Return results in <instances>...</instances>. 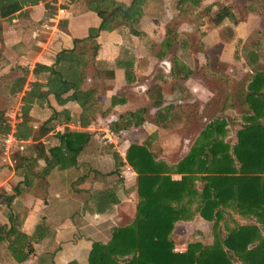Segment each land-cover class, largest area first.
<instances>
[{"label": "trees", "instance_id": "1", "mask_svg": "<svg viewBox=\"0 0 264 264\" xmlns=\"http://www.w3.org/2000/svg\"><path fill=\"white\" fill-rule=\"evenodd\" d=\"M183 1L186 0H178L179 3ZM189 1L190 5L184 10L197 11L195 6L201 0ZM40 2L44 3L46 16L57 8V0H0V19L15 18L26 5ZM84 4L101 19L100 24L91 27L87 37L74 38L71 48L61 49L54 64L38 63L33 72L35 80L28 82L29 70L23 69V75L11 86L12 94L24 92L14 134L21 141L31 138L33 142L28 148L35 153L21 157L28 169L25 181L27 184L36 181L44 189L48 176L56 167L66 169L78 163L92 136L90 131L66 127L56 134L58 143L48 148L43 138L55 129L54 119L61 116L66 122L88 127L99 116H107L111 106L126 102V98L119 95L112 96L110 106L100 102L99 96L105 94L108 87H102L97 81L114 77V71L106 67L108 63L97 60L101 32L126 26L133 34H141L137 28L143 13L141 0H84ZM248 6L246 12H258L264 20V6L260 0L258 4ZM225 8L232 10L231 19L234 18L233 8L226 0L207 5L200 14L217 19ZM61 24L66 25V21ZM262 30L258 28L251 34L255 39L247 40L243 45L253 70L248 77V87L237 93L240 105L247 109L245 122L236 132V141L230 143L227 140V120L218 116L202 128L187 155L176 163L160 159L151 147L157 139L156 134H151L144 143H131L125 159L115 152L116 166L127 163L137 173V213L130 223L114 227L109 240L92 242L87 264H264V67L258 63L264 39ZM177 33L173 24L166 25V36L162 41L165 50L175 47ZM117 62L126 69L127 83H132L134 63L131 60ZM92 65L94 82L87 88ZM193 73L194 69L188 63L173 54L170 65L173 78L185 81ZM50 95L59 106L77 103L80 112L72 116L67 109L54 108L48 119L35 126L31 111L35 105L50 107ZM149 99L151 105L121 114L126 129L142 126L152 106L156 109L155 123L159 127L166 128L176 120L187 119L188 123L184 105L167 104L162 88ZM117 125L112 123L110 129L119 131ZM12 130L11 120L0 107V133L7 135ZM39 160L44 165L36 171ZM174 174H179L180 178H174ZM110 193L108 190L101 193L98 210L112 202L109 196L113 194ZM236 215L250 221L240 224ZM196 217L210 222L212 242L192 241L186 250H176L174 231L177 224ZM9 220V226L0 224V244L6 245L17 262H24L31 257V244L50 235L49 227L44 224L46 217L40 218L31 233L15 225L13 212ZM69 264L81 263L73 260Z\"/></svg>", "mask_w": 264, "mask_h": 264}, {"label": "rangeland", "instance_id": "2", "mask_svg": "<svg viewBox=\"0 0 264 264\" xmlns=\"http://www.w3.org/2000/svg\"><path fill=\"white\" fill-rule=\"evenodd\" d=\"M57 1L60 3V0ZM62 1L63 3L61 5L64 6L71 4L70 2L73 1L81 2L83 7L79 6V4H74L77 12L86 8L84 0ZM153 1L155 6L151 5V8L148 7L149 9H147V6L145 5L143 8L142 16L137 25V28L141 32L140 35L133 34L126 26L120 29L117 34L121 43L120 45L118 42L120 50H122V56L125 55V53H123L124 51L127 50L130 54L132 49H136L138 54H142L141 52H144V54L147 53L149 57L145 55H140L139 57L138 76H140V80L137 86H126L124 89H121V91H118L116 95H128L133 103L140 104V101H138V99H140L142 104L151 105L149 96H147L148 94L151 95L156 90L161 88L166 90V88H170L174 83L180 82V85L181 83L184 85L186 82H196L211 91L208 90L209 93L208 91L206 92L208 93L207 96L200 97V99L196 95H193L190 90L179 92L175 89L178 95L166 93L165 97L168 103L174 102L180 97L184 100L183 105L189 119L187 124V119L186 121L176 120L169 123L166 128L159 127L155 123L156 110L152 106L151 112L147 115L146 122L142 126L128 129V131L124 133L116 131V137L113 136L111 142L109 138L106 137V130H110L112 123L108 122V120H99L96 122V128L89 130L92 135L91 140L84 148V150L86 148L87 150L97 149V151L102 154V157L100 158L101 164L98 166L91 165V168L96 171L95 174H101L100 184H96L94 188H108L111 187L110 185H113V181L119 180L121 185L118 186V184H116V186L121 197L119 205L120 213L113 217H93L89 219V222L85 218L81 219L76 217L73 229L64 228L60 229V232L57 230H55V232H50V235L45 238V244L41 245L39 248L35 245V243H32L30 247L31 255L34 256L35 251H37V253L40 251V254L43 257V262H41V264L49 263L50 258H53L52 260L55 264H68L73 257L72 254H74V251L65 249L69 246L68 244L71 243V245H73L74 242H77L78 238H81L80 240H86L85 243L87 244H91L95 240L107 241L109 240L114 227L128 224L135 218L137 213L136 206L138 202L137 176H130V174L127 173L130 171L127 163L119 167L116 166L114 157L115 152L119 153V151H122L125 153L127 150L126 148H128L131 143H144L151 134H156L157 139L152 143L151 147L155 150L156 154L159 155L160 159L166 160L170 163H176L187 155L202 128L216 117L224 116L226 118L228 129L227 140L230 143H234L236 141V132L245 122L244 116L247 107L239 105V101H237V93L243 88H239L240 86L244 84L247 85L250 71H252L253 68L247 62L246 55L243 51V41L249 36V34L254 33L258 28H262V32L264 33V20H261L259 25L258 22L254 24V22L248 21L246 25L239 27L237 32V30H233L231 26H220L225 19H231L232 10L230 9L225 8L222 12H220V10L219 17L217 16V19L216 17L202 16L200 14V11L203 8L214 3L210 2V0H201L198 6H195L198 10L191 12L184 10V8L190 5L189 0L183 1L182 3H179L178 0ZM216 1L220 3L223 1L224 3L225 0ZM226 2H229L231 8H233L234 18H232V20L234 23H238L246 16L247 13L245 11V7L248 5L258 4V0H250V2L248 0H226ZM39 5L41 6V11L40 14L36 16L37 23L39 20L43 19L42 15L45 13L43 2H40ZM55 14H53V18H56ZM254 14L258 17V13ZM50 17L51 16L48 15L46 24H56L57 22L53 19L50 20ZM220 17H222L221 20H219ZM152 18H154V20H152ZM168 23L173 24L178 31L176 35L177 43L173 49L165 50L162 46V41L166 36V25ZM10 26L11 24H7L6 26L5 20V32L2 36H0V56L2 57H0V107L5 109L8 118L13 124H16L19 120L18 115L20 114L19 100L21 93L13 95L10 84L11 81L13 82L17 78V76L23 75V69H21L20 66V71L11 72L10 70L11 67L18 63V59L15 61V58L10 59L8 58L9 54L6 55V50H8L6 47L13 45L12 41H14L11 39V44H8L7 46L6 28L8 30ZM62 26V28L60 26L52 30L51 28L49 29L43 27L45 30L43 32H38L40 34L44 33L46 36H50L52 32L51 35L54 42L53 44L51 42V45H49L50 47L52 46V51L59 49L68 39L67 35L63 33L66 32V29L63 31L62 29L64 28V25ZM215 30L219 34V37L216 36V39H214V36L212 38V32ZM108 32L110 33L112 31H104L106 34ZM32 33L33 29L28 31V35H33ZM218 39H220V41L217 42ZM250 39L254 40L255 37H251L250 35L247 40ZM261 42L262 49L258 63L261 67H264V39ZM18 46L19 43H16L13 50L17 51V49H22V47ZM12 47L8 48L10 49ZM134 53H131V55L134 56ZM173 54H177L183 61L188 63L194 69L192 76L185 81H180L170 75V65ZM8 63H10V65ZM115 66L124 68V65H119L117 61ZM94 73L95 71L92 65L89 67V79L86 86H91L93 84L94 80L92 79V75ZM113 78L99 79L97 82L102 87H106L107 85L110 86L114 82L112 80ZM138 91H141V93L139 94ZM102 96L103 95H100L99 98L107 100L108 96ZM226 106L227 108L225 109ZM44 108H46L44 111L41 109L38 111L39 118L38 116H33V123L35 125H38L40 120H46L50 117L54 109V107L51 105L49 107L47 104ZM47 108L50 109V111ZM223 109L225 110L223 111ZM76 115L77 114H75V116ZM59 119L60 120L56 122V125H58L60 121H65L64 117H60ZM76 126L72 124L69 128L77 130ZM57 139L58 137L56 132H54L46 135L43 138V141H46V146L49 148L55 145V140ZM32 142L33 140L27 143L24 142L25 144L23 145H25L26 150ZM17 150L19 151L13 153L12 156L13 159L19 163L21 157L26 154L24 153V150L21 151L20 148ZM83 151L79 156L78 163L76 164L79 166L75 165L77 170H72L75 173L72 172L70 176L71 182L65 178L63 179L64 181L61 180V184L57 185H62L64 189L69 186L80 189L85 187L93 188L97 179L94 181L93 173L90 170L88 171V178L91 179L90 185L86 183L80 185L78 180L79 178L74 179L75 177H78L79 174L86 171V169H81V163L83 162L85 156V152ZM92 159L93 158L90 160ZM43 165L44 162H42L41 167H43ZM66 169L61 170L65 173ZM55 179L57 180V177H55ZM92 181H94L93 184ZM39 188H41V190L39 191L38 196L44 201V199H46L45 196H47V194L45 195L47 189H44L41 185ZM64 193L66 194V191ZM87 196L88 195L83 194V192H78L77 199L79 200L75 201L83 200V198H87ZM59 204L63 207V209H68L70 212H76L79 209L72 207L71 204V207L65 203L61 204L59 202ZM14 205L17 206V203ZM6 207H8L7 203ZM58 207L59 205L57 208ZM235 219L240 224H245L250 221L238 215L235 216ZM36 220L40 221V219ZM84 221L85 223H90V227L89 229L85 228L82 231L79 227ZM46 223L47 221L44 222L45 225ZM234 224L235 223L233 222L232 225ZM174 237L176 239V250L178 251L186 250L187 244L192 241L210 243L213 240L211 224L200 217H196L194 220L189 222H180L175 228ZM0 248L3 247L0 246ZM63 248L65 250H63ZM86 250L87 248L85 246L83 252L80 253L81 264H87Z\"/></svg>", "mask_w": 264, "mask_h": 264}, {"label": "crops", "instance_id": "3", "mask_svg": "<svg viewBox=\"0 0 264 264\" xmlns=\"http://www.w3.org/2000/svg\"><path fill=\"white\" fill-rule=\"evenodd\" d=\"M215 1L216 0H210V2H212V3ZM248 1L250 2V0H248ZM260 1L264 6V0H260ZM62 3H63V1L60 0V3L56 4L57 8H55L54 12L50 15L51 16L50 20H52V19L55 20V22H57L56 24H49V25L46 24L47 20H48V16H46V10H44L45 13H44V15H42L43 19L39 20L37 23L36 16L39 15L40 11H41V6L39 5V3L35 4V5H31V4L26 5L25 8L22 10V12H20L15 18L5 19L6 20V26H7V24H11V26L9 27L8 30L6 28L7 46H8V44H11V41H10L11 39L14 40V41H12L13 45L8 46V47L13 46L12 48L9 49L8 47H6L8 49V50H6V55L9 54L8 58H10V59L15 58L14 59L15 61H17V59H18V61H17L18 63L15 64L13 67H11L10 70H11V72L20 71L19 70L20 66H21V69L29 70L28 82L35 80V76H34L33 72H34V69L38 63L48 64V65L54 64L55 57L61 49L71 48L73 46L74 38L87 37L89 34V32H88L89 29L91 27H97L100 24L101 19L96 15V13L89 11L86 8L85 9L83 8V10H80L79 12H77V10L75 9V5L79 4V6L83 7L81 2L73 1V2H70L71 4H67L66 6L61 5ZM141 3H142V10L145 7V5L147 6V9L151 8V5L155 6L153 0H141ZM43 5H44V3H43ZM249 6H251V5H249ZM246 13H247L246 16L244 18H242V20H240L238 23H234L232 19L228 18V19H225L221 23L220 26H231L233 30H237V32H238V28L241 27L242 25H246L248 21H252V22H254V24H256L258 22V25L261 23V16L258 14V17H257L254 14V13H258V12L252 11V12H246ZM53 14H55L56 18H53L54 17ZM5 20L0 19V21L2 22V31L0 33V36H2V34L5 32V27H4ZM152 20H154V18H152ZM64 21H66V25H64V28L62 30L65 31L64 29H66V32H63V33H65L67 35L68 39H67V41H65V44L62 45L59 49L52 51L53 50L52 46L51 47L49 46V45H51V42H52V44L54 42L52 35H51L52 32H51L50 36H46V35H44V33L40 34L38 32H43L45 30L44 28H49V29L51 28V30L58 28L60 26L62 28L63 26H62L61 22H64ZM17 27H19V28H17ZM123 27L124 26H122L116 30H113L110 33L108 32L107 34L104 32H101L100 36L98 37V41L101 44V48L98 52L97 60L108 63V65L106 67L108 69H112L114 71V78L112 79L114 82L111 84L112 86L107 85V87H108L107 91L105 92V94H101V95H103L102 97L108 96L107 100H103L102 98L100 99V102L105 106H110L112 96L116 95L118 93V91H121V89H124V87L133 86V85H134V87L137 86V84L139 83V80H140V76H138L139 75L138 74L139 57H140V55L141 56L145 55V56L149 57V55H147V53L144 54V52H141L142 54H138V51H136V49H132V52L130 51V54H129V51L123 50L124 51L123 53H125V55L122 56V54H121L122 50H120V46L118 45V42L120 43L119 36L117 34H118L119 30L122 29ZM31 29H33V33H32L33 35H28V31ZM212 33H213L212 38H213V36H214V39L219 37V34L216 30L213 31ZM251 34H249V36ZM31 36H33V37H31ZM247 38L243 41V45L246 42ZM218 41H220V39H218L217 42ZM16 43H19L18 47H22V49H17V51L13 50L14 47L16 46ZM120 45H121V43H120ZM131 53L132 54L134 53V56L131 55ZM118 60L119 61L120 60L121 61L122 60H131L134 63V66L132 69L133 74H134V81L132 83H127L126 75H125V72H126L125 67L122 68V67H116L115 66V63ZM8 64L10 65V63H8ZM248 83H249V81H248ZM248 83H247V85L244 84V85L240 86L239 88L243 87L244 89H246L248 87ZM28 84H26L25 89L28 88ZM11 86H12V81L10 84V88H11ZM86 87L88 88L89 86H86ZM175 89H177V91H179V92L190 90L192 92V94L199 97V99H200V97L207 96V94L209 93L208 90H210L206 87H203L202 85H199L196 82H186V83H184V85H182V83L180 85V82H179V83L172 84L171 87L166 88V90L164 89L165 96H166V93L171 94V95H176V94L178 95V93L176 92ZM207 91H208V93H206ZM107 92H108V94H107ZM140 93H141V91L139 92V94ZM205 93H206V95H205ZM23 94H24V92H22L20 94L19 110H20L21 100H22ZM13 95H15V94H13ZM119 96L125 97L126 102L124 104H115V105L111 106L110 113L105 117L99 116L97 121L108 120V122H110V123H115L116 125L119 124V128H120L119 132L124 133V132L128 131V129H126L124 126V122L121 119V114L127 110H134V109H137V108L144 106V105H147V104H142L140 99H138V101H140V104L133 103V101L130 100L128 95L127 96L119 95ZM147 96H150V94H148ZM237 96H238V94H237ZM165 99H166V97H165ZM49 100L51 103L50 105L52 107H54L57 110L67 109L71 112L72 116H75V114L80 112V107L75 102H68L65 106H59L53 95L49 96ZM183 101L184 100L181 99V97H180L179 99L175 100L174 102H169V103H175V104H182L183 105ZM237 101H239V96L237 98ZM206 102H208V101H206ZM166 103L168 104L167 101H166ZM239 105H240V102H239ZM44 107L45 106H43V108H42L39 105H35L31 111V115L35 116V117L38 116V118H39L38 111L40 109L44 111L46 109ZM48 110L50 111V109H48ZM5 113H6V111H5ZM60 117L61 116H59V117L57 116L54 119L53 123H55V129L51 133L56 132V134H57L58 132H63L66 127H70V125H72V124L74 126H76V124H77V126H76L77 130H88L89 131V130H92V128H96V122L97 121L90 124L88 127H82L80 124L75 123L73 121H70V122L60 121V123L58 125H56V122L60 120L59 119ZM43 121L44 120H40L38 125H40ZM70 123H72V124H70ZM12 125H13L12 132H14L16 124L12 123ZM38 125H35V126H38ZM5 137H6V134L0 133V224L9 226L10 225L9 215L13 212L15 225L20 230H22L26 233H31L35 229L36 225L38 223H40V221H38L36 219H40L41 218L40 216H45L46 221H47L46 225L49 227L50 232H52V231L55 232V230L60 232V229H64V228L65 229H70V228L73 229V224H74V221H76L75 220L76 217L81 218V219L85 218L89 222V219L93 218V217L94 218H100V217H106V216H109V217L112 216L113 217L116 214L120 213L119 205L121 202V197L119 195V192H118L117 186H116V184H118V186L121 185V182L119 183V180L113 181L114 182L113 185H110L111 187H108V188H105V187L104 188H101V187L100 188H94V186H96V184H100V179H101V174H95L96 171L91 168V165L98 166L101 164L100 158L102 157V154L99 153V151H97V149H92V150L88 149L87 150V148H86L83 151V152H85V156H84L83 162L81 163V169L82 170L86 169V171L83 172L82 174H79L78 177L74 178V179L79 178L78 180H79L80 185L85 184V183L90 185L91 179L88 178L89 177L88 171L90 170L93 173L94 181L97 179L95 181V185H93V188L85 187V188L80 189V188H74V187L69 186V187H66L64 189V187L62 185H57V184H61V182H62L61 180L65 179V178H67L70 181V176H71L72 172L77 170L76 166H79V165L67 168L65 170V173L63 170L58 169V167H56L48 176V184L46 186L47 192L45 193V195L47 194V196H45L46 199H44V201H43V199H41V197L38 196L39 195L38 193L41 190V188H39L40 185H37L36 181L31 182V184H27V182L25 181V177L27 175L26 172L28 170L26 168L27 167L26 163L24 165L21 160L19 161V163H17V161L13 159L12 154L15 152H18L17 151L18 148L14 149V151H12L9 154H6L4 144H3ZM30 141H32L31 138L23 141L22 142L23 149H20L21 151L24 150V153L26 154L24 156H27V157H29L31 155H33V156L35 155V153H32L29 148L26 150L25 145H23V144L30 142ZM44 143L46 145V141H44ZM57 143H58V139L55 140V144H57ZM127 147H128V145H127ZM25 150H26V152H25ZM125 153L122 151H119L120 156L124 159H125ZM91 158H93V159L90 160ZM38 162H39V164L38 165L36 164V166H35L36 171H39L42 168L41 164L43 161L39 160ZM128 166L131 167L129 164H128ZM72 170H74V171H72ZM127 173L130 174V176L131 175L137 176V173L132 169V167H131V170L128 171ZM55 177H57V180L55 179ZM173 177L174 178H180V175L174 174ZM130 178H132V177H130ZM52 179H53V182H52ZM94 181H92V184L94 183ZM135 188H136V185H135ZM104 190H108L111 192L110 194H113V195L109 196L110 197L109 199H111L112 202L108 203L107 207L105 209H101V210L99 209L98 210L97 203H98V201H100L99 197ZM65 191H66V194L64 193ZM78 192H83V194L88 195L87 198H83V200H80V201H75V200H79V199H77ZM59 202L61 204L65 203L69 206L71 204L72 207L79 208V209L76 212L75 211L70 212V210H68V209H66V210L63 209V207H61ZM6 203H7L8 207H6ZM15 203H17V206L14 205ZM77 203H79V204H77ZM58 205H59V207L57 208ZM58 219H60V220H58ZM82 223L83 224L80 225V227H79L80 229H82V231L85 228L89 229L90 223H85V221ZM75 225H77V224H75ZM82 231H81V233H82ZM80 239L81 238H78L77 242H74L73 245H71V243H70V244H68L69 246H67V248L64 247L65 249H69L71 251H74V254H72L73 257L68 262V264L73 260H76L79 263H81L80 253L83 252V250L85 249V246L87 248L86 257L88 258V253H89V250H90L92 243L87 244V243H85L86 240H80ZM45 240L46 239H43L42 241L35 243V245L39 248L41 245L45 244L44 243V242H46ZM0 246L3 247V248H0V264H41V262H43L42 261L43 257L41 256L40 251H38V253H37V251H35V255L34 256L31 255V257L24 262H17L13 258L12 254L7 250L5 244L2 243V244H0ZM4 246H5V248H4ZM64 248H63V250H65ZM55 256H57V255H55ZM55 256H54V260H55ZM59 257H61V256H59ZM52 259L50 258V262L47 264H50V263L55 264Z\"/></svg>", "mask_w": 264, "mask_h": 264}, {"label": "built area", "instance_id": "4", "mask_svg": "<svg viewBox=\"0 0 264 264\" xmlns=\"http://www.w3.org/2000/svg\"><path fill=\"white\" fill-rule=\"evenodd\" d=\"M106 133V137L112 142V137L115 136V133L111 129L107 130ZM22 142L15 136L14 132L8 133L3 141L6 154L11 153L14 148L23 149ZM128 169L131 170V167L128 166Z\"/></svg>", "mask_w": 264, "mask_h": 264}]
</instances>
